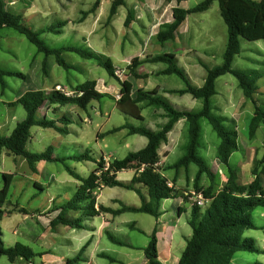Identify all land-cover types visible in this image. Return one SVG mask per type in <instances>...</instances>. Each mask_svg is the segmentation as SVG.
Returning <instances> with one entry per match:
<instances>
[{
    "label": "rangeland",
    "instance_id": "1",
    "mask_svg": "<svg viewBox=\"0 0 264 264\" xmlns=\"http://www.w3.org/2000/svg\"><path fill=\"white\" fill-rule=\"evenodd\" d=\"M96 1L29 0L28 7L23 6L27 12L23 22L39 31L41 39L50 48L75 46L109 58L116 67V75L121 81L132 82L135 91L155 89L161 93L166 88L186 87L179 76L161 74V70L167 67L164 63L142 64L137 69V73L144 78L135 79L128 69L131 60L135 57L145 60L166 53L177 55L179 67L185 70L191 83L198 87L203 85L206 77V69L201 62L210 68L223 63L228 32L218 1H214L206 12L189 15L187 22L180 28L177 39L165 44H158L155 41V35L160 24L173 20L172 9L178 5L177 0H126V5L120 6L110 21L108 17L114 0H102L100 7L94 13L88 14L81 20L83 13L89 11ZM202 1L183 0L180 6L191 9ZM130 9H132L134 21L130 27H126L125 20ZM48 27H54L60 32L42 33V30ZM241 48V53L234 59L233 68L245 72L258 70L262 73L254 98L264 105V40L249 42L241 38ZM62 57L73 66L72 69L62 68L56 63V58L51 56L47 60V70L43 72V56L37 54L36 47L25 36L10 28L0 31V66L6 70L22 72L26 76V79L6 77L4 90L0 85V135H10L17 122L25 118L23 107L14 106L13 103L22 93L30 89L59 90L57 87H60L61 92L73 93L77 85L86 81H96V88L99 91L112 96L110 99L104 98L101 101L91 102L86 110L78 106L66 105L59 107L55 113L51 111L48 115L50 119L55 117L64 123L62 117L66 114L71 120L68 134L37 126L31 129V138L26 145L27 151L51 150L54 156L60 158L77 157L87 153L90 156L89 159L40 162L37 164L38 171L33 172L23 156H16L5 150L0 152V190L5 183L3 175H13L8 200L4 206L6 215L0 221L2 240L6 247L21 242L41 254L33 258L31 263L23 259H17L11 263L6 256H3L0 264H65L68 259L77 256L80 261L75 264H89L90 261L85 257L83 246L87 241H91L92 236L94 238H92L91 250L96 248L98 252L105 253L114 260L97 255L95 264H127L140 253L143 255L140 249L114 243L108 237V233L98 235L102 239L100 238L96 245L95 241L98 238L95 233H90L87 239H83V233H85L83 229L64 225L52 227L50 221L56 215L52 212L53 204L54 201L62 203L70 200L80 185V182L68 173L67 167L82 178H88L101 158H104L106 162L123 159L129 152L143 148L138 140L142 144L147 142L143 136L129 135L128 130L106 135L107 131L126 123L157 130L158 125L164 123L165 119L160 117L161 110L145 104H143L142 112L145 120H137L122 114L116 106L120 96L119 84L103 67L99 66L95 60L85 59L70 51L64 52ZM216 90L217 94L211 99L213 113L221 116L227 127L238 131L240 150L232 154L230 164L241 169V182L245 184L252 177L251 171L255 162L264 153V125L259 126L254 137L250 136L254 105L252 101L246 100L233 75L226 74L218 78ZM165 96L178 109L199 110L202 107V102L194 100L190 95L165 94ZM46 110V107L42 108L37 117L41 118ZM200 123L202 146L199 153L216 174L214 192H218L225 185L228 176L226 167L216 158L220 139L206 119H201ZM172 134H175L173 142L166 146V150L161 151V159H164V164L162 163V167L165 168L164 173L170 181L176 182V188L180 191L184 193L196 191L194 179L197 167L195 165L178 171L170 169L184 154L183 147L188 140L185 122L176 125ZM133 177L132 173L119 172L120 179L130 178L131 181ZM34 181H38V185L35 186ZM199 185L202 190L209 187L210 179L203 175ZM142 191L147 193L145 188H142ZM95 195L96 201L102 196L100 200L115 199L131 205H141L138 194L125 188H104ZM181 200L184 211L181 222L177 224L183 225L189 231L191 228L185 221L186 213L190 214L195 204L186 195L181 197ZM172 203L173 201L166 200L164 205L170 206ZM16 205L24 207L29 214L14 211ZM89 211L84 212L89 213ZM84 212H73L71 217L83 218ZM251 214L252 222L257 227L264 225L263 207L256 208ZM168 218L167 215L166 219L169 220ZM116 221L118 227L110 229V234L119 241L133 243L139 247L149 240L151 234L148 231L155 217L144 213H124L119 215ZM168 222L171 227L177 226L175 219ZM181 232L179 231V234ZM244 237L254 240L255 245L264 250L263 229L247 230ZM256 263L264 264V254L238 252L231 261V264ZM90 264H93L92 261Z\"/></svg>",
    "mask_w": 264,
    "mask_h": 264
},
{
    "label": "trees",
    "instance_id": "2",
    "mask_svg": "<svg viewBox=\"0 0 264 264\" xmlns=\"http://www.w3.org/2000/svg\"><path fill=\"white\" fill-rule=\"evenodd\" d=\"M102 0H97L93 7L83 13L81 20L88 14L94 13L101 4ZM183 0H177L178 5L172 9V22L162 23L155 35L158 44L173 42L177 39V34L191 14L206 12L210 9L214 1L220 5L221 16L227 26L228 40L223 56V63L213 68L208 67L203 62L201 65L206 69V77L203 85L194 86L184 69L179 67L176 56L172 53L160 54L141 60L135 57L128 66L130 74L135 79L144 78L137 73V69L144 63H164L167 67L162 70L163 75H177L185 83L183 89H163L162 93L158 90L147 91L144 89L134 90L132 82L129 80L121 81L116 75V67L109 58L101 54L75 46L61 48H50L41 39V33L28 25L24 24V17L5 9L4 0H0V31L10 28L25 36L27 40L37 49V54L42 55V70H47V60L54 56L56 63L66 70L73 66L67 63L62 54L70 51L79 54L89 60H95L99 66L103 67L111 78L119 84V99L116 101L118 110L137 120H145L142 114L143 105L154 107L161 110V116L165 119L164 123L158 125L157 130L150 127H139L131 124H123L106 132V135L121 130H128L129 135H140L147 139V144L140 150L129 152L123 159L106 162L101 158L97 162L96 169L88 178H82L72 169L67 167L68 173L80 182L75 195L62 203L53 205L52 211H58L50 224L52 227L58 225L70 228H80V218H73V212L82 213L85 216L95 217L100 213H111L119 216L124 213H144L155 218L161 216V206L165 200H174L184 197V192L176 188V182L170 181L166 176L165 168L162 167L160 150L168 144L169 134L175 125L183 120L186 125L187 143L185 144L184 154L170 167L179 170L188 169L190 166L197 167L194 179V188L200 192L199 181L203 175L210 179L209 187L202 190L209 203L205 208L193 205L187 223L192 229V235L187 238L186 248L181 254L178 264H231V261L238 252L262 253L264 250L255 245L254 240L244 237L247 230L264 229L257 227L252 222V211L258 207L264 208V153L252 168V181L249 184L241 182V169L230 164V158L234 152L240 150L238 144V131L235 128L227 127L221 116L213 113L211 103L212 97L217 94L216 81L226 74L233 75L243 91L246 100L252 101L254 114L250 122V136L254 137L257 129L264 125V105L255 100L254 95L258 90V82L262 73L258 70L245 72L234 69L233 62L237 55L241 53V38L247 41L264 40V0H203L191 9H184L180 6ZM126 5V0H114L110 9L108 20L110 21L120 6ZM133 19L132 9L128 10L125 26L130 27ZM61 25H64L61 23ZM44 32H56L54 27L42 30ZM6 77H18L26 79L22 72L3 69L0 66V85L4 90ZM96 81H86L74 88L72 95H66L55 89L52 90H29L21 95L14 103V106L21 105L25 110V118L18 121L10 135H0V152L2 150L16 156H23L30 169L37 172V164L40 162H65V160L76 159L78 161L89 159L85 153L77 157L60 158L53 155L51 150L43 152H29L26 145L31 138V129L35 126L41 128H51L61 134H68V126L71 120L63 114L64 123L61 119L48 118L45 114L38 118V112L44 107L54 106L53 112L58 111V107L66 105L78 106L86 110L93 101H101L104 98H111V94L102 93L96 88ZM165 94H177L180 96L190 95L194 100L202 102L199 110H188L176 108L165 96ZM12 106V105H11ZM201 119H206L213 131L220 139L217 147L216 158L220 164L227 169V181L223 188L214 192L216 174L210 167L206 159L200 155L201 143ZM264 147V145H263ZM125 170H134L135 175L129 182L119 180L117 174ZM4 186L0 190V221L6 215L4 206L7 203L10 186L13 181L12 174H4ZM169 183L173 184L170 186ZM120 187L134 191L141 199V205H131L123 203L117 210L100 206L96 210V193L104 188ZM145 188L147 193H143ZM16 212L29 214L23 208L15 206ZM135 228L134 225H131ZM141 231V229H138ZM108 237L122 246L133 248L127 242L119 241L109 232ZM147 259L146 264H162L159 261L158 240L156 232L151 235L148 246L144 249ZM6 256L11 263L17 259H23L31 263L32 259L41 254L36 253L29 245L16 242L13 246L6 247L0 232V259ZM102 257H111L101 254ZM80 261L79 257L71 258L65 264H75ZM258 264V263H256Z\"/></svg>",
    "mask_w": 264,
    "mask_h": 264
},
{
    "label": "crops",
    "instance_id": "3",
    "mask_svg": "<svg viewBox=\"0 0 264 264\" xmlns=\"http://www.w3.org/2000/svg\"><path fill=\"white\" fill-rule=\"evenodd\" d=\"M22 3H24V5H21ZM4 4H5L6 10L11 11V12L16 13V14H20L24 17V16H26L27 12H25L26 9H23V6L25 8L28 7L29 0H4ZM35 14H32V15H35ZM168 22H172V20L168 21ZM186 22H187V20H186ZM175 56H176V59L178 60L177 55H175ZM164 69H162V70H164ZM27 79H28V77H27ZM30 90H36V89H30ZM24 93H22V95ZM168 95H174V94H168ZM46 108H47V110L45 112V115L48 116L50 114V112L53 111V109L55 107L50 106V107H46ZM160 117L163 118L161 116V113H160ZM53 118L55 119V117H53ZM181 122H183V120L179 121L176 125L180 124ZM173 132H174V129L169 134L168 144L164 145L161 148L160 155H161V151L166 150L167 149L166 146L167 145L169 146L171 144V142H173V140L175 138V134L174 135L172 134ZM138 142H139V145H143V147L147 144V142L146 143L144 142V144H142V142L140 140H138ZM160 163H161V165H162V163L164 164V159L163 160L161 159ZM122 172H129V173H132L133 175H135L134 170H125ZM117 178L119 180H122L125 182L130 181V178L120 179L119 173L117 174ZM252 179L253 178L251 177L245 184H249L252 181ZM34 184H35V186L38 185V181H34ZM101 197L98 198L96 201V206H95L96 210H98L101 205L104 207H107V208H111L113 210H117L121 207V205L123 203H125L121 200H115V199H110L108 201L100 200ZM165 201L162 203V206H161V216L159 218H155V221L153 222L148 233L152 235L154 233V231L156 232V237L158 240L159 261L162 264H178L179 259L181 257V254L184 251V249L186 248V245H187L186 240H187V238H189L192 235V229L188 231L187 229H185V227H183V225L177 224V223L181 222V218H182L183 211H184V208L181 205V203H182L181 197L174 199V200H171V201H173V203L170 206H165L164 205ZM177 201H178V203H176ZM58 203L59 202L54 201L53 205L58 204ZM126 204H129V203H126ZM53 213H56V215L54 217H56L58 215V211H55ZM167 215L169 217L168 218L169 220L166 219ZM189 215L190 214L186 213V219H185L186 222H187V218L189 217ZM54 217H52V219ZM117 217L118 216H113L111 213H100L98 216H95V217H88V216H84L83 218L80 217V219H81L80 226L81 227L79 229H83L85 231V233H83V239H87L86 237H88V235L90 233H95L97 235V238H98L95 241V244L98 245V241L103 234H107L108 232L110 233V229L118 227V223L116 221ZM174 219L176 220L177 226L171 227L169 225L170 223L168 221L174 220ZM187 226H189L188 223H187ZM263 226L264 225H261L260 227H263ZM16 231H17V229H16ZM179 231H182L181 234H179ZM98 235H101V236H98ZM151 235L149 237V240L147 242H145L144 244H142V246L136 247L135 244L129 243L130 245L133 246V248L140 249L141 250L140 252H142L143 255H141V253H140L138 257H136L134 260H132V262H129L127 264H146L147 263V259H146L145 253H144V249L148 246V244L150 242ZM92 238H94V236L91 237V241L90 240H89V242L85 241L86 245L83 246L84 254L86 255L85 257H86V259H88L90 261L89 264L91 263V261L93 264H95V261H96L95 257H97V255L101 256V254H105V253L98 252L96 250V248L91 250V246L93 243ZM89 254H90V256H89Z\"/></svg>",
    "mask_w": 264,
    "mask_h": 264
},
{
    "label": "built area",
    "instance_id": "4",
    "mask_svg": "<svg viewBox=\"0 0 264 264\" xmlns=\"http://www.w3.org/2000/svg\"><path fill=\"white\" fill-rule=\"evenodd\" d=\"M57 89L61 90L60 87H57ZM57 90V91H59ZM61 92V91H59ZM65 93L66 95H72V93L69 92H61ZM120 97V96H119ZM119 99V98H118ZM170 186H173V184L169 183ZM189 199H192V202L197 205L198 207L204 208L209 203V199L205 198L204 194L202 192H196V191H190L184 193Z\"/></svg>",
    "mask_w": 264,
    "mask_h": 264
}]
</instances>
